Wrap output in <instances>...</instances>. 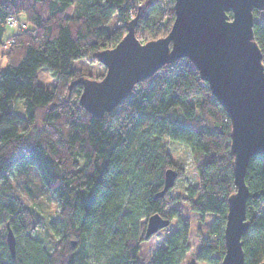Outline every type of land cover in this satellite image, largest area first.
I'll return each mask as SVG.
<instances>
[{
    "label": "trees",
    "instance_id": "1",
    "mask_svg": "<svg viewBox=\"0 0 264 264\" xmlns=\"http://www.w3.org/2000/svg\"><path fill=\"white\" fill-rule=\"evenodd\" d=\"M11 15L26 20V28H11ZM136 15L141 41L163 37L175 18L174 0H0V48L8 51L0 67V264H142L148 218L179 217L174 208L164 215L175 200L170 189L157 196L166 170L175 167L164 139L190 147L199 182L187 187L185 200L201 220L212 214L210 233L200 232L197 258L222 263L228 198L236 190L232 125L190 59L163 65L103 117L80 104V80L106 73L96 54L115 46ZM228 15L232 18L231 11ZM259 15L255 9L254 33L264 57V13ZM76 58H86L88 68L71 67ZM43 67L67 86L63 100L57 87L38 83ZM19 99L24 113L16 109ZM14 179L29 199L55 196L57 216L44 222ZM245 181L250 192L249 226L242 237L245 264H259L264 261V154L251 157ZM178 220L151 264H180L186 257L190 224ZM8 224L17 240L15 256ZM39 228L51 233L52 244L44 242Z\"/></svg>",
    "mask_w": 264,
    "mask_h": 264
},
{
    "label": "water",
    "instance_id": "2",
    "mask_svg": "<svg viewBox=\"0 0 264 264\" xmlns=\"http://www.w3.org/2000/svg\"><path fill=\"white\" fill-rule=\"evenodd\" d=\"M255 9L264 10V0H174L175 18L170 31L146 42L137 37L136 15L115 46L96 54L106 66L105 75L100 79L80 80L83 84L80 104L96 117L116 108L136 83L182 57L190 59L200 77L208 82L232 125L236 190L228 198L226 249L221 264H245L242 237L249 226L250 195L245 176L251 157L264 154V71L257 65V58L263 54L254 33ZM260 65L264 66L263 59ZM177 176L175 168H168L164 187L157 196H163L174 186ZM170 222L159 213L151 215L145 238ZM7 242L15 256L17 240L9 224Z\"/></svg>",
    "mask_w": 264,
    "mask_h": 264
},
{
    "label": "rangeland",
    "instance_id": "3",
    "mask_svg": "<svg viewBox=\"0 0 264 264\" xmlns=\"http://www.w3.org/2000/svg\"><path fill=\"white\" fill-rule=\"evenodd\" d=\"M73 9L74 7H71L68 10V13H72ZM263 11L264 10H259V17L264 13ZM117 23L118 22L115 18L111 22L110 28L113 29L114 27H116ZM5 49L6 47L0 48V67L4 66L7 63L8 51H6ZM88 66L89 63L86 58H76L71 62V67L73 68L86 69L88 68ZM38 83L48 88L57 87L60 93L58 97L59 100H63L64 97H66L68 94L67 86L60 82L47 67H43L38 71ZM16 109L19 112L24 113V104L22 99H19L17 101ZM43 112V109L40 110L39 117L42 118ZM38 126L41 129V120ZM164 143L173 158L175 164L174 168H180L183 173L180 176L178 173L177 178L179 177V179L176 178L177 180L174 186L170 188V194L175 200L171 206H168L166 208L164 215H167L170 209L174 208L176 211H178L177 213H179V217L177 216L172 218L168 226L159 229L150 237H148L147 239L145 238V240L142 241L140 246L139 261L142 264H151L155 256L156 249L160 246L165 245L167 236L178 227V218H180L184 222H188L190 224L189 241L191 246L190 250L186 254V257L181 261L180 264H190L191 262H195V264H208L207 262L201 261L197 258V252L200 244V232L205 235L210 233L212 214L206 215L204 220H201L200 213L192 210L190 204L185 200L187 187H189V185H197L199 182L195 165V157L190 147L181 142L164 139ZM13 182L18 188L19 194L22 196V198H24V201L26 202L28 207L36 211V213L42 218L44 222L57 216L59 210V202L55 196L49 194L44 195L39 199H29L18 181L14 179ZM144 226L145 224L142 225V228ZM38 232L44 242H46L47 244L53 243L52 235L49 231L45 230L44 228H39Z\"/></svg>",
    "mask_w": 264,
    "mask_h": 264
},
{
    "label": "built area",
    "instance_id": "4",
    "mask_svg": "<svg viewBox=\"0 0 264 264\" xmlns=\"http://www.w3.org/2000/svg\"><path fill=\"white\" fill-rule=\"evenodd\" d=\"M7 24L11 27L16 29V31H21L26 28L27 22L23 18H20L16 15H11L7 19Z\"/></svg>",
    "mask_w": 264,
    "mask_h": 264
},
{
    "label": "snow or ice",
    "instance_id": "5",
    "mask_svg": "<svg viewBox=\"0 0 264 264\" xmlns=\"http://www.w3.org/2000/svg\"><path fill=\"white\" fill-rule=\"evenodd\" d=\"M261 59H264V57H258L257 58V65H258V68L261 70V71H264V66H261L260 65V60Z\"/></svg>",
    "mask_w": 264,
    "mask_h": 264
}]
</instances>
